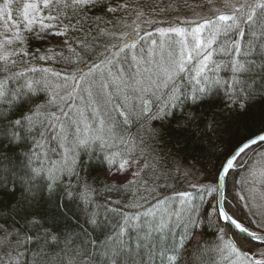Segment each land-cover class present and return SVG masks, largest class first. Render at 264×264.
Returning <instances> with one entry per match:
<instances>
[{
    "label": "snow or ice",
    "instance_id": "obj_1",
    "mask_svg": "<svg viewBox=\"0 0 264 264\" xmlns=\"http://www.w3.org/2000/svg\"><path fill=\"white\" fill-rule=\"evenodd\" d=\"M259 168L264 0H0V264H264Z\"/></svg>",
    "mask_w": 264,
    "mask_h": 264
},
{
    "label": "rangeland",
    "instance_id": "obj_2",
    "mask_svg": "<svg viewBox=\"0 0 264 264\" xmlns=\"http://www.w3.org/2000/svg\"><path fill=\"white\" fill-rule=\"evenodd\" d=\"M250 187L256 189V201L257 204H264V187H261L264 184V168L257 169L256 175L250 177Z\"/></svg>",
    "mask_w": 264,
    "mask_h": 264
},
{
    "label": "trees",
    "instance_id": "obj_3",
    "mask_svg": "<svg viewBox=\"0 0 264 264\" xmlns=\"http://www.w3.org/2000/svg\"><path fill=\"white\" fill-rule=\"evenodd\" d=\"M164 2L167 3L168 0H164ZM200 2H201V0H189V3H193V4H199ZM161 7H163V4H161ZM197 11H201V10H200V9H197ZM203 12H204V13L207 12V7H205V8L203 9ZM45 46H46V45H45ZM32 47H41V45L36 44V43H33ZM224 71H225V70H222L221 75L224 74ZM229 75H230V73H229ZM132 131H133V134H135L136 129L133 128ZM118 163H119V160H117V164H118ZM112 198H113V199H117L118 197H117V195H116L115 193H113V194H112ZM101 238H102V237H101ZM205 264H207V261L205 262Z\"/></svg>",
    "mask_w": 264,
    "mask_h": 264
}]
</instances>
